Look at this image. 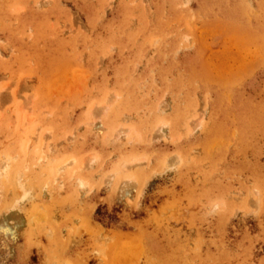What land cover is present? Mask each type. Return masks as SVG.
Segmentation results:
<instances>
[{"label":"rangeland","instance_id":"obj_1","mask_svg":"<svg viewBox=\"0 0 264 264\" xmlns=\"http://www.w3.org/2000/svg\"><path fill=\"white\" fill-rule=\"evenodd\" d=\"M7 157L0 264H264V0H0Z\"/></svg>","mask_w":264,"mask_h":264},{"label":"bare ground","instance_id":"obj_2","mask_svg":"<svg viewBox=\"0 0 264 264\" xmlns=\"http://www.w3.org/2000/svg\"><path fill=\"white\" fill-rule=\"evenodd\" d=\"M105 109V107H104ZM105 112V110H104ZM102 115V114H101ZM96 119V118H95ZM94 120V119H93ZM123 130V129H122ZM131 130V129H130ZM126 134L128 135L129 134V130H125V131H121L119 134ZM43 149V148H42ZM43 152V151H42ZM47 156V155H46ZM41 157V156H40ZM45 157V156H44ZM133 157V156H132ZM142 159H144L143 156L139 157V158H132L131 160H129V163H134V162H138V161H141ZM10 161H11V158L10 157H7L5 158L3 161L1 160L0 162V170L3 171L5 174H8L11 172V168H10ZM128 161H126L125 163H127ZM127 164H123L122 167L124 169H126V166ZM62 167V166H61ZM57 168V167H56ZM58 169V168H57ZM63 169V168H62ZM60 170V169H59ZM58 170V171H59ZM127 170V169H126ZM57 172V170H55ZM82 183H85V181H82ZM84 188V187H83Z\"/></svg>","mask_w":264,"mask_h":264}]
</instances>
